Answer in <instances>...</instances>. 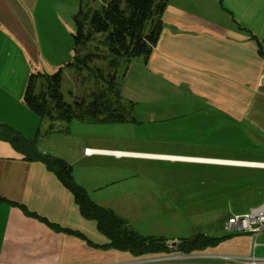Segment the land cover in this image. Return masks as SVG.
<instances>
[{"label":"crops","instance_id":"crops-1","mask_svg":"<svg viewBox=\"0 0 264 264\" xmlns=\"http://www.w3.org/2000/svg\"><path fill=\"white\" fill-rule=\"evenodd\" d=\"M106 1L101 0V4ZM80 2L0 0V124L28 138L36 134L35 116L31 118L32 111L22 102L26 78L42 59L50 61L47 53L55 49L54 37L62 39L59 30H54L55 24L69 15L73 17ZM161 22L159 38L147 59H131L116 70L121 71V85L125 89L140 87L144 92L152 91L150 85L157 84L178 93L176 96L189 98L194 115L204 114L225 129L242 130L251 138L236 144L246 154L140 153L109 148L94 136H82L76 143L68 132L64 134L68 133L65 139L70 142V151L40 132L36 147L71 164L75 182L90 199L114 211L127 224L126 216L118 213V201L141 192L145 177L125 166L124 159L140 154L163 155L173 157L165 159L171 162L233 170L237 180L224 176L219 184L212 173H205V210L216 213L205 223L191 225V235L202 232L227 237L189 253L133 256L126 251L93 247L68 232L81 233L96 245L107 242L95 222L81 216L70 192L41 162L23 159L0 139V198L4 200L0 201V264H264V230L258 235L223 230L229 216L248 213L264 204V57L258 54L255 40H260L264 52V0H167ZM65 58V54L53 58L51 65L61 71ZM120 90L123 92V88ZM126 97L133 99L129 92ZM26 115L33 127L19 126L26 122L18 121V116ZM84 149L94 152L84 154ZM113 151L123 154L114 155ZM218 199L226 201L228 213L223 218L217 215L220 209L214 204ZM7 202L22 205L34 216ZM181 205L176 203L167 209L181 212L186 208ZM155 208L164 210L165 205ZM175 227L169 226L165 235L153 236L173 241L189 237L176 235L181 233Z\"/></svg>","mask_w":264,"mask_h":264},{"label":"rangeland","instance_id":"rangeland-1","mask_svg":"<svg viewBox=\"0 0 264 264\" xmlns=\"http://www.w3.org/2000/svg\"><path fill=\"white\" fill-rule=\"evenodd\" d=\"M100 5L101 0H88V6L92 9H97ZM56 29L62 36L61 41H57L54 37L55 49L51 54L47 53L50 61L42 59L33 72L43 71L46 74L55 72L58 67L52 66L51 60L62 58V54H65L66 58L60 71L59 89L63 100L66 103H72L74 98L85 97L95 88L96 82H99L95 81L94 74L87 69L81 72L85 80L79 82L73 69L66 66V63L71 62L72 59L71 34L74 32L72 15H69L67 20H59L58 24H55L54 30ZM97 66L101 68L103 63L100 61L90 63L91 69ZM120 74L121 71H117V77ZM120 87L123 88V92L120 90L122 98L132 102L131 114L136 122L72 120L71 123L60 121L49 123L32 112L30 114L31 118L35 116V128L45 135L51 124L52 130L48 132V135L66 151H70L68 150L70 142L65 137L70 133L74 135L76 143L81 141L82 136H94L109 148L140 153L227 157L233 154H246V151L241 150L236 144L251 138L245 136L242 130L225 129L217 124V121L210 120L208 116L209 119H207L204 114L194 115L189 98L176 96L178 93H171L157 84L150 85L151 88L153 87L152 91L144 92L140 87L125 89L121 82ZM34 92L47 95L46 83L42 77L36 79ZM128 92L132 94L133 99L126 97ZM18 117V121L26 122V124L19 123L20 127H33L29 124L31 121L28 115ZM62 129L63 131H60ZM64 132L68 133L64 134ZM76 135L80 136L76 137ZM122 162L130 170L141 173L145 177L141 182V192L126 198L124 196L123 200H119L117 204V207L119 205L121 207L118 213L126 216L129 221L128 226L136 227L142 234L165 235L168 233L169 226L176 225L174 230H179L181 233L176 235L190 236L193 233L191 225L196 222L205 223L211 215L216 213L205 210V191H203L206 188L205 173H212L218 184L224 176L232 178L231 181L237 180V174L233 170L199 164L171 162L143 156L124 159ZM176 203L185 206V210L173 212L167 209L169 205ZM158 204H164L165 209H156L155 206ZM214 204L220 209L217 215L220 218L225 217L228 213L226 201L218 199ZM138 205L141 207H137ZM177 225L180 227L178 228Z\"/></svg>","mask_w":264,"mask_h":264},{"label":"trees","instance_id":"trees-1","mask_svg":"<svg viewBox=\"0 0 264 264\" xmlns=\"http://www.w3.org/2000/svg\"><path fill=\"white\" fill-rule=\"evenodd\" d=\"M80 7L73 15L74 32L72 37V59L70 66L79 82L85 80L81 72L90 70L96 86L85 97L74 98L66 103L60 93V68L50 74L30 72L26 78L22 94L23 104L40 119L49 123L72 120L98 122H136L131 114L132 102L126 101L120 94L121 76L116 70L131 59L146 60L156 44L161 27V15L167 0H107L99 8L92 9L88 0H80ZM257 52L264 57L262 44L255 38ZM104 61L103 67L90 68V63ZM41 76L46 83L47 95L36 94V79ZM48 135L52 129L49 124ZM39 130L31 138L10 126L0 124V139L8 142L19 152L23 159L41 162L52 172L62 185L70 192L82 217L93 220L97 230L104 235L107 242L96 245L78 232L69 231L86 240L93 247L112 248L129 252L133 256L151 253L183 252L202 250L216 245L227 237H211L197 232L189 237L173 240L164 236L141 235L131 229L127 222L118 217L114 211L94 203L86 190L77 184L72 175V166L65 160L41 153L36 147ZM0 201H4L0 198ZM26 215L34 216L17 203ZM60 230L57 226L49 224Z\"/></svg>","mask_w":264,"mask_h":264},{"label":"built area","instance_id":"built-area-1","mask_svg":"<svg viewBox=\"0 0 264 264\" xmlns=\"http://www.w3.org/2000/svg\"><path fill=\"white\" fill-rule=\"evenodd\" d=\"M94 152L84 149V154ZM223 230L230 233H249L258 235L264 230V204L248 213L231 215L223 223ZM251 261V260H250ZM253 263V261H251Z\"/></svg>","mask_w":264,"mask_h":264},{"label":"bare ground","instance_id":"bare-ground-1","mask_svg":"<svg viewBox=\"0 0 264 264\" xmlns=\"http://www.w3.org/2000/svg\"><path fill=\"white\" fill-rule=\"evenodd\" d=\"M111 153H113L114 155H120V154H123V153H120V152H111ZM131 155V154H130ZM138 156H146V154H140V155H138ZM151 157H157V158H160V159H172L173 157H170V156H163V155H154V156H151ZM213 161V160H212ZM232 164H241V163H232ZM248 165H250V164H248Z\"/></svg>","mask_w":264,"mask_h":264},{"label":"water","instance_id":"water-1","mask_svg":"<svg viewBox=\"0 0 264 264\" xmlns=\"http://www.w3.org/2000/svg\"><path fill=\"white\" fill-rule=\"evenodd\" d=\"M171 245L173 246V245H175V242L173 241V242H171Z\"/></svg>","mask_w":264,"mask_h":264}]
</instances>
